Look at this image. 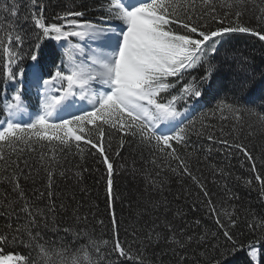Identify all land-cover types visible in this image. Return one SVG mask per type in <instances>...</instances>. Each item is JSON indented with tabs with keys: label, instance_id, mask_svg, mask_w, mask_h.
<instances>
[{
	"label": "snow or ice",
	"instance_id": "6c2138e0",
	"mask_svg": "<svg viewBox=\"0 0 264 264\" xmlns=\"http://www.w3.org/2000/svg\"><path fill=\"white\" fill-rule=\"evenodd\" d=\"M238 37L264 42V0H0V250H28L0 264H238V253L239 264H264V70L229 55ZM193 136L208 141L205 159L243 158L249 176L235 180L258 192V208L229 211L240 197L216 164L211 184L226 200L213 199L185 151ZM124 152L132 166L117 170ZM89 157L102 165L105 217L92 215L106 239L73 207ZM124 173L137 184L127 219L116 208ZM171 175L199 190L190 211L204 209L214 230L188 219L189 189L169 199Z\"/></svg>",
	"mask_w": 264,
	"mask_h": 264
},
{
	"label": "trees",
	"instance_id": "16d2710c",
	"mask_svg": "<svg viewBox=\"0 0 264 264\" xmlns=\"http://www.w3.org/2000/svg\"><path fill=\"white\" fill-rule=\"evenodd\" d=\"M255 22L253 21V24ZM264 42H258L257 38L253 37H244V38H237L232 41V49L233 52H230L229 55H241L247 56L251 59L254 66L260 70H264V48L261 47V44ZM221 54L223 55V50L221 51ZM3 67V60L0 59V70H2ZM259 78V77H257ZM13 90V86L11 82H9V97L11 95V91ZM3 84L0 82V101L3 100ZM31 99V98H29ZM210 105L202 106L201 108H198L195 112L192 113V116H189V119H191L193 116L198 117L200 114V111L206 110V107ZM257 107H259V101H257ZM191 111V109H189ZM212 123L218 124L220 123L218 120L212 121ZM216 131V134L219 136L220 131L219 128L214 129ZM230 128H225L224 131L227 133L230 131ZM208 144V141L205 138H197L195 136L191 137L188 147L185 151L194 153L193 156V171L195 172L197 168L200 169L199 172H196L197 175H201L203 173L204 177H207V186L210 189L213 195V199L220 203L221 200H226L224 190L222 188L217 187L216 185L211 184V176L209 167L212 164H216L218 166H223L228 168L229 171L233 173V178L230 182V187L232 191L235 193L236 196L240 197L238 200H233L230 202H227L225 204L226 207H228L229 211H231V204L236 205V210L243 216L244 210L251 205L254 208H258L259 204L257 203V197L258 192L252 191L249 188L245 187L242 181H236L235 176H243L245 178H248L249 171L248 167H242L241 162L243 158L241 156H233L230 159L227 158L223 153L213 151L211 155L205 159V152L203 146H206ZM216 147H222L220 145H217ZM28 155H33L30 153H26V158ZM123 156L128 157L127 161L121 159L120 157H113L115 161V168L117 170H120V167L122 164L126 163V166L130 169L132 166V158L129 157L127 152L122 153ZM147 155V154H145ZM199 156L200 163L196 162L195 157ZM39 159V150H37V153L34 154V159L32 160V164L36 165V162ZM69 160H72L73 157H68ZM76 160H79V157H75ZM136 165L137 167H140L143 165V161L140 159L139 155H136ZM87 166L93 171L86 172L85 180H84V186L87 187L88 192L86 195L83 196L81 199V193L79 190H76V196L77 201L73 202V207L77 205V203H80L83 205L81 208V215L87 214L88 215V227L91 231L93 226H95V235L97 238H100L103 235V238H108V233L106 229H104L100 225L95 224V220L93 219L92 213H95L97 218H104L105 217V208L106 205L104 203V192L100 181L101 171H95L97 167H100L102 169V165H96L95 162L91 157L87 159ZM257 166H260V162L257 161ZM150 167V165H149ZM170 188H171V195H169V199H173L175 195H187V193L184 192V189L187 188L191 191V195L187 198V206H185V211L189 213L188 219L191 220L193 218H199L202 220V227L207 226L209 229L214 230V223L212 220L207 219L206 213L204 209L201 208L200 212L193 213L190 211L192 202L196 200V192L199 190L195 188V186L192 184L191 180L187 177L181 178L177 177L175 175L170 176ZM182 181V182H181ZM70 184V182L61 181L60 182V188L59 191H61L68 199H71L70 192L71 189L67 187L66 185ZM7 185H0V189L6 188ZM137 184L134 183L131 180V177L124 173V175H117L116 176V191H117V203L116 208L119 215H121L123 218L127 219L130 215H134V212L132 209H129L128 207V201L129 199H132L134 202V198L137 195L136 192ZM168 194L167 192L165 193ZM124 199V204L121 205L120 199ZM180 204L184 206V200L182 199L180 201ZM134 207V203H133ZM197 207H199V204H197ZM70 215V213H69ZM65 219H68V217H65ZM6 222V218L3 216H0V227H2ZM71 222V221H69ZM107 223V220H106ZM123 236V233H122ZM49 237L51 239H56L55 235L52 233H49ZM27 249H24L21 247H8L5 249L0 250V259H2L4 256L7 255H17V254H27ZM243 253L237 254V262L239 264V261L243 260Z\"/></svg>",
	"mask_w": 264,
	"mask_h": 264
},
{
	"label": "rangeland",
	"instance_id": "374dc122",
	"mask_svg": "<svg viewBox=\"0 0 264 264\" xmlns=\"http://www.w3.org/2000/svg\"><path fill=\"white\" fill-rule=\"evenodd\" d=\"M79 103V102H78Z\"/></svg>",
	"mask_w": 264,
	"mask_h": 264
}]
</instances>
